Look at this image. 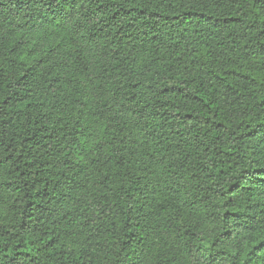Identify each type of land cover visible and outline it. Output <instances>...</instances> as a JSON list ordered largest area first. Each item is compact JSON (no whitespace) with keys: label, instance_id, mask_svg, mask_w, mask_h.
I'll use <instances>...</instances> for the list:
<instances>
[{"label":"trees","instance_id":"16d2710c","mask_svg":"<svg viewBox=\"0 0 264 264\" xmlns=\"http://www.w3.org/2000/svg\"><path fill=\"white\" fill-rule=\"evenodd\" d=\"M0 264H264V0H0Z\"/></svg>","mask_w":264,"mask_h":264}]
</instances>
